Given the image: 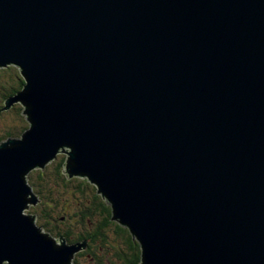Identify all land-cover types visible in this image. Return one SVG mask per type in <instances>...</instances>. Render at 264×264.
Returning a JSON list of instances; mask_svg holds the SVG:
<instances>
[{"label":"water","instance_id":"1","mask_svg":"<svg viewBox=\"0 0 264 264\" xmlns=\"http://www.w3.org/2000/svg\"><path fill=\"white\" fill-rule=\"evenodd\" d=\"M9 65L25 83L1 110L29 126L0 142V264L86 248L23 212L58 152L141 264H264V0H0Z\"/></svg>","mask_w":264,"mask_h":264},{"label":"trees","instance_id":"2","mask_svg":"<svg viewBox=\"0 0 264 264\" xmlns=\"http://www.w3.org/2000/svg\"><path fill=\"white\" fill-rule=\"evenodd\" d=\"M24 83L25 80L15 65L0 67V102L5 103L9 97L23 88ZM2 107L0 104V111ZM13 107L11 109L18 111L16 114L18 126L13 127L14 130L0 134V142L8 137L21 135L29 126L21 112L23 110ZM67 159V155H57L45 168L33 170L40 181L36 182L38 193L46 194L50 188L58 192L61 188L73 187L75 193L79 195L72 212L65 208L59 213L55 212L56 214L50 211L45 222L48 228L58 226L54 232L55 237L63 236L69 243L87 241L86 248L77 255L86 257V260L88 258L86 264H141L140 243L126 226L113 219L111 204L98 192L94 184L87 178H83L78 184L73 183L77 178L68 177L65 171ZM50 165L53 166L51 172L48 167ZM46 198L54 202L49 196ZM48 230L52 232L51 229Z\"/></svg>","mask_w":264,"mask_h":264},{"label":"rangeland","instance_id":"3","mask_svg":"<svg viewBox=\"0 0 264 264\" xmlns=\"http://www.w3.org/2000/svg\"><path fill=\"white\" fill-rule=\"evenodd\" d=\"M17 68L19 69V67H17ZM0 104H2L3 107L5 106V103L0 102ZM13 106H15V108ZM13 106L12 107L14 109L21 108L22 110H24V106L22 105V103L20 101L14 102ZM11 108L7 109V110L0 111L2 114V115H0V134H5V132L13 129V127L18 126V121H17V116H16L18 111L13 110ZM15 137H20V135H16ZM64 150L67 152L69 150V148L65 147ZM57 155H59V156L67 155V153L58 152ZM48 167H49V171L51 172L53 170L52 169L53 166L50 165ZM34 170H36V169H34ZM32 172H33V170L29 172V174L27 175V179H28V183L30 184V186L33 189L32 191L39 195V201H37V203L34 205L28 203L27 208H25L23 212L25 214L34 215L35 216L34 222L38 227H40L42 232L49 233L50 235H52V237H54L57 240L59 237H55L54 232H55V230L58 229L57 228L58 226L57 227H51L49 225V227H51V228H48V226L45 223V222H47L48 214H50V211L53 212L54 214H56L55 212L59 213L60 211H63V208L72 212L76 206L75 203L78 202L79 195H78V193H75V191L73 190L74 189L73 187L72 188L70 187V189L61 188L58 190V192H56V190L54 188H50V191H48L46 194H42V193L40 194V193H38V190H37L38 184L36 183L37 181L40 182L39 177H38L37 173H34V172L32 173ZM73 178H77V179H75L76 181H73V183L78 184L85 177H72L71 179H73ZM34 184H36L35 187H34ZM96 187H97V185H96ZM46 196H49L52 200H54V202L51 200H47ZM47 228L51 229L52 232L50 230H48ZM56 243L60 244L59 241H56ZM83 250L84 249H81V250L74 253V257L71 258L70 264H86L88 262L87 261L88 258L86 260V257H84V256H78L77 257L78 253H80ZM77 259H78V261H77Z\"/></svg>","mask_w":264,"mask_h":264},{"label":"bare ground","instance_id":"4","mask_svg":"<svg viewBox=\"0 0 264 264\" xmlns=\"http://www.w3.org/2000/svg\"><path fill=\"white\" fill-rule=\"evenodd\" d=\"M74 177H79V176H74Z\"/></svg>","mask_w":264,"mask_h":264}]
</instances>
